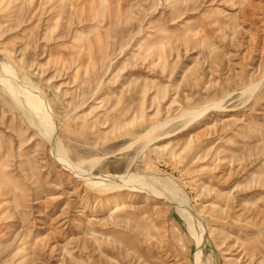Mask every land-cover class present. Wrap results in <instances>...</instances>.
Listing matches in <instances>:
<instances>
[{
  "label": "rangeland",
  "instance_id": "374dc122",
  "mask_svg": "<svg viewBox=\"0 0 264 264\" xmlns=\"http://www.w3.org/2000/svg\"><path fill=\"white\" fill-rule=\"evenodd\" d=\"M0 64V264H264V0H0Z\"/></svg>",
  "mask_w": 264,
  "mask_h": 264
},
{
  "label": "bare ground",
  "instance_id": "6f19581e",
  "mask_svg": "<svg viewBox=\"0 0 264 264\" xmlns=\"http://www.w3.org/2000/svg\"><path fill=\"white\" fill-rule=\"evenodd\" d=\"M2 63V62H1ZM0 69L2 70V72H3V74H4V72L6 71V72H10L11 73V70L9 71V68L6 66V65H2V64H0ZM13 69V68H12ZM0 70V71H1ZM17 71V70H16ZM7 73H5V75H6ZM17 74V73H16ZM7 76V75H6ZM9 76V75H8ZM11 76H12V74H11ZM10 77V76H9ZM19 77V76H18ZM2 78H3V75H2ZM14 77H12V79H13ZM11 79V77L9 78V79H6V77H5V79L3 78V80H2V82H4V83H6V87L9 89V92H11L12 94H10V95H12V96H15V97H17V96H19V95H23L26 99V102L28 103V106L31 108V111L33 110L34 111V113H36V115H37V118H40L41 120H43V119H47L50 115H49V110H48V108H47V103H46V101L43 99V97L41 96V95H39L38 94V91L36 92V93H33L34 91H33V89L29 92V93H25V90L26 89H24V90H20V88L18 87V88H16V86L15 87H12L13 86V84L10 86V82H12L13 83V81L14 80H12ZM22 80H24V79H22ZM18 82H19V79L17 80ZM20 82H21V87L23 86V87H27V88H29V89H31V85L29 84L28 85V82L26 83V81H24V82H22L21 80H20ZM260 82H261V80H260ZM17 84V83H16ZM32 84V83H31ZM5 85V84H4ZM22 87V88H23ZM34 88V87H33ZM34 90H36L35 88H34ZM28 91V90H27ZM31 93V95H29ZM16 99V98H15ZM222 102V101H221ZM24 112V111H23ZM186 112V111H185ZM25 115H27V114H25ZM191 115H193V114H191ZM183 116H186V114H184ZM197 116H199V115H197ZM36 117V116H35ZM34 117V118H35ZM45 117V118H44ZM188 117V116H187ZM190 117H192V116H190ZM36 118V119H37ZM32 120V119H31ZM52 120V119H51ZM192 120V119H191ZM40 121V120H39ZM45 121V120H44ZM49 121V120H48ZM37 122V121H36ZM46 122V121H45ZM50 122V121H49ZM34 123V122H33ZM39 123V122H38ZM45 124V123H44ZM47 124H48V122H47ZM172 124V123H171ZM33 126V125H32ZM38 126V125H37ZM40 126H42V124L40 125ZM45 126V125H44ZM163 126V125H162ZM43 128V127H42ZM46 130H48V128H46ZM54 131V130H53ZM49 134V133H48ZM47 136V135H46ZM51 136V135H50ZM48 137V136H47ZM44 138V137H43ZM51 138V137H50ZM49 138V139H50ZM54 138V137H53ZM52 139V138H51ZM51 142H53L54 144V146L56 147V145H57V140L56 139H52V141ZM58 143H59V141H58ZM55 148H54V152H55ZM60 150V149H59ZM142 153V152H141ZM58 156L57 157H59V160L60 159H66L65 157H64V155L63 154H60L59 155V153H56ZM55 154V155H56ZM56 157V156H55ZM58 160V161H59ZM60 162V161H59ZM94 164V163H93ZM79 164H73L72 162H70V161H68V165H64L63 164V166L64 167H66L67 169H69L71 172H74V174H77V175H80L81 173H79V171H78V167H80L81 165H82V162H81V165L80 166H78ZM80 170V169H79ZM88 176L90 175V174H87ZM86 174H85V176H84V178H85V180H84V182L86 181L87 182V184L88 185H90V186H93V187H97V188H99V187H112V189H121V188H124V187H122L121 185H117L116 184V182H118V183H122V181H121V179L120 178H118V179H115V178H113V179H109L108 180V182L107 183H105L106 182V179H108L109 177H98V178H92V177H88ZM132 175V174H131ZM112 180V181H111ZM122 180H123V178H122ZM125 180V179H124ZM142 180V179H141ZM128 181V180H127ZM126 182V181H125ZM137 183H138V181H137ZM123 184H124V182H123ZM145 186V185H144ZM93 190V189H92ZM126 190H128V191H130V192H132V190H130V189H126ZM149 190V189H148ZM154 190V189H153ZM152 190V191H153ZM156 191V190H155ZM169 192V191H168ZM171 193V192H170ZM128 195V194H127ZM179 195V194H178ZM132 196V195H131ZM131 196H127V199H131L132 197ZM180 199V198H179ZM170 200V199H169ZM107 203H108V201H107ZM178 206V205H177ZM180 206V205H179ZM178 208V207H177ZM180 208V207H179ZM179 208L177 209V211H179ZM182 208V207H181ZM122 209H124V208H122V207H116V210L114 211V213H116L117 211H121ZM183 210H185V211H182L181 213H182V215L184 216V217H186V218H188V209H184V208H182ZM186 212V213H185ZM190 216H192V215H190ZM190 218V217H189ZM192 218V217H191ZM188 223V222H187ZM201 242V241H200ZM199 245V244H198ZM200 250V249H199ZM200 252H201V250H200ZM201 255V254H200ZM199 255V256H200ZM198 256V258H200ZM198 261V260H197Z\"/></svg>",
  "mask_w": 264,
  "mask_h": 264
}]
</instances>
